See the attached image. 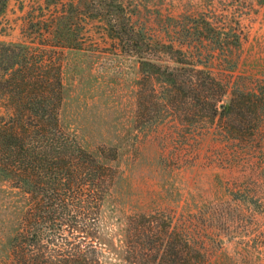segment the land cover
Here are the masks:
<instances>
[{
  "label": "rangeland",
  "instance_id": "374dc122",
  "mask_svg": "<svg viewBox=\"0 0 264 264\" xmlns=\"http://www.w3.org/2000/svg\"><path fill=\"white\" fill-rule=\"evenodd\" d=\"M121 1L149 38L181 48L224 85L222 103L234 90L246 101L241 124L227 116L167 113L146 126L156 112L141 117L137 110V62L101 20L86 18L82 48L54 51L59 118L85 149L118 151L107 227L119 228L129 215L162 213L185 231L191 264H264V0ZM52 9L44 0H8L0 42L27 41L31 21ZM12 111L0 93V113ZM34 203L0 177V262L10 259L11 237Z\"/></svg>",
  "mask_w": 264,
  "mask_h": 264
},
{
  "label": "trees",
  "instance_id": "16d2710c",
  "mask_svg": "<svg viewBox=\"0 0 264 264\" xmlns=\"http://www.w3.org/2000/svg\"><path fill=\"white\" fill-rule=\"evenodd\" d=\"M44 2L53 9L31 21L27 41L0 42V93L13 104L11 113H0V177L26 203L35 200L11 237L10 259L0 264H191L185 231L171 226L170 215L133 214L119 228L107 227L104 209L119 174L118 151L114 146L89 151L62 126L54 51L81 49L84 20H101L138 64L137 110L141 117L149 116L148 109L156 112L146 126L167 113L184 119L227 116L241 124L243 92L234 90L222 103L224 85L196 68L181 48L149 38L121 0ZM7 4L0 0V16Z\"/></svg>",
  "mask_w": 264,
  "mask_h": 264
}]
</instances>
